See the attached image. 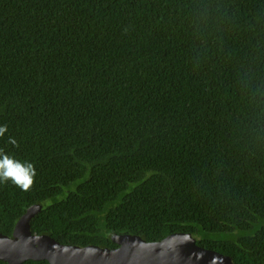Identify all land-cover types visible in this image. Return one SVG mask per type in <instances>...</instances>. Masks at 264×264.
<instances>
[{
	"label": "trees",
	"instance_id": "obj_1",
	"mask_svg": "<svg viewBox=\"0 0 264 264\" xmlns=\"http://www.w3.org/2000/svg\"><path fill=\"white\" fill-rule=\"evenodd\" d=\"M4 125L36 176L0 184L1 234L47 202L31 231L63 245L264 264V0H0Z\"/></svg>",
	"mask_w": 264,
	"mask_h": 264
},
{
	"label": "water",
	"instance_id": "obj_2",
	"mask_svg": "<svg viewBox=\"0 0 264 264\" xmlns=\"http://www.w3.org/2000/svg\"><path fill=\"white\" fill-rule=\"evenodd\" d=\"M47 206L41 202L29 207L11 236L0 233V260L24 264L28 260L49 264H236L232 257L197 245L190 233H174L158 242L144 236L115 234L118 245L111 249L101 245H63L47 233L31 231L32 218Z\"/></svg>",
	"mask_w": 264,
	"mask_h": 264
},
{
	"label": "clouds",
	"instance_id": "obj_3",
	"mask_svg": "<svg viewBox=\"0 0 264 264\" xmlns=\"http://www.w3.org/2000/svg\"><path fill=\"white\" fill-rule=\"evenodd\" d=\"M7 132V125L0 126V137ZM8 143L16 145L15 138L9 137ZM36 170L33 163L21 161L0 149V184L11 181L24 191L30 190L34 184Z\"/></svg>",
	"mask_w": 264,
	"mask_h": 264
}]
</instances>
